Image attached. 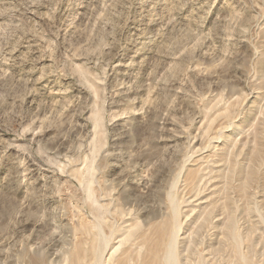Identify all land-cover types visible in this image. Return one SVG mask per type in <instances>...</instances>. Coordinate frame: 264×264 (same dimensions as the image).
<instances>
[{
  "label": "rangeland",
  "instance_id": "obj_1",
  "mask_svg": "<svg viewBox=\"0 0 264 264\" xmlns=\"http://www.w3.org/2000/svg\"><path fill=\"white\" fill-rule=\"evenodd\" d=\"M169 263L264 264V0H0V264Z\"/></svg>",
  "mask_w": 264,
  "mask_h": 264
},
{
  "label": "bare ground",
  "instance_id": "obj_2",
  "mask_svg": "<svg viewBox=\"0 0 264 264\" xmlns=\"http://www.w3.org/2000/svg\"><path fill=\"white\" fill-rule=\"evenodd\" d=\"M165 230H166V229H165ZM153 257H154V256H153ZM168 260H169V259H168ZM168 260H167V261H168ZM170 262H171V261H170ZM172 262H173V261H172ZM169 264H170V263H169ZM171 264H172V263H171Z\"/></svg>",
  "mask_w": 264,
  "mask_h": 264
}]
</instances>
